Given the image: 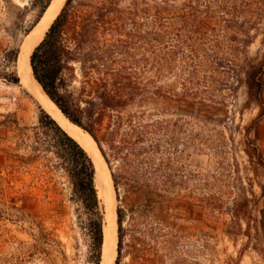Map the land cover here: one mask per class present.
Instances as JSON below:
<instances>
[{"label": "trees", "instance_id": "16d2710c", "mask_svg": "<svg viewBox=\"0 0 264 264\" xmlns=\"http://www.w3.org/2000/svg\"><path fill=\"white\" fill-rule=\"evenodd\" d=\"M50 1L37 0V16L25 34ZM252 5L253 0H65L31 52L33 78L61 114L90 136L109 170L117 202L113 264H125V256L131 260L126 264H133L134 253H143L149 241L160 243V214L178 202L183 183L177 133L184 107L190 109L186 116L199 122L225 118L228 98L242 83L246 104L258 108L245 127L244 151L264 170L262 151L248 141L264 116V55L257 62L247 55L255 40L250 34L255 18L239 16ZM126 25L132 27L131 37ZM18 50L3 54L10 68L16 66ZM238 50L241 57L234 53ZM2 76L19 85L16 71ZM37 130L33 152L50 155L65 174L87 260L100 264L104 210L94 164L40 107ZM11 149L4 150L9 162ZM28 160L11 163V177ZM43 191L47 198L49 188ZM19 200L30 207L25 193Z\"/></svg>", "mask_w": 264, "mask_h": 264}, {"label": "rangeland", "instance_id": "374dc122", "mask_svg": "<svg viewBox=\"0 0 264 264\" xmlns=\"http://www.w3.org/2000/svg\"><path fill=\"white\" fill-rule=\"evenodd\" d=\"M253 1L251 9L239 16L255 18L250 32L255 40L247 55L257 62L264 55V0ZM37 6V0H0V264H91L65 174L54 166L50 155L33 152L39 106L20 83L2 78L12 70L18 77L17 62L10 68L3 54L20 49L36 25L25 34L37 16ZM125 28L131 37L132 27ZM126 52L133 54L129 47ZM239 52L234 53L241 57ZM246 100L240 83L228 98L225 118L199 122L186 116L190 109H182L177 139L183 183L178 202L160 214V243L149 241L143 253H134L133 264H264V170L252 164L244 151L245 127L257 116L258 108ZM248 141L264 155V116ZM8 147L12 148L10 162L4 151ZM22 157L30 160L20 173H14L16 178L11 177L13 170L8 166ZM45 187L49 188L47 198H43ZM111 188L116 210L112 182ZM23 193L29 208L19 200ZM10 198L17 200L11 202ZM115 257L116 245L113 262ZM130 261L129 256L124 257L125 264Z\"/></svg>", "mask_w": 264, "mask_h": 264}, {"label": "bare ground", "instance_id": "6f19581e", "mask_svg": "<svg viewBox=\"0 0 264 264\" xmlns=\"http://www.w3.org/2000/svg\"><path fill=\"white\" fill-rule=\"evenodd\" d=\"M65 0H54L44 18L28 34L25 41L19 49L17 56V72L20 85L33 97L38 106L44 110L50 117L82 148L87 152L95 167V187L98 198L102 199L105 205V217L102 246L101 264H113L115 245H116V224L114 205L112 203L111 180L105 162L99 154L93 140L78 127L70 124L62 116L57 107L42 92L40 86L34 80L29 64L30 55L35 46L43 39L45 32L53 19L58 14ZM112 194V195H111Z\"/></svg>", "mask_w": 264, "mask_h": 264}, {"label": "water", "instance_id": "95a60500", "mask_svg": "<svg viewBox=\"0 0 264 264\" xmlns=\"http://www.w3.org/2000/svg\"><path fill=\"white\" fill-rule=\"evenodd\" d=\"M53 1L54 0H51L50 1V3H49V5L47 6V8L45 9V11H44V13L42 14V16L40 17V19H39V21L36 23V25L44 18V16H45V14H46V12L48 11V9L50 8V6L52 5V3H53ZM63 5V4H62ZM62 7V6H61ZM61 9V8H60ZM60 11V10H59ZM59 13V12H58ZM55 19V18H54ZM53 19V20H54ZM52 23V22H51ZM35 25V26H36ZM34 26V27H35ZM49 28V27H48ZM29 64H30V62H29ZM35 80V79H34ZM38 84V83H37ZM39 85V84H38ZM41 88V87H40ZM42 90V89H41ZM42 92H43V90H42ZM44 93V92H43ZM45 94V93H44ZM61 113V112H60ZM63 116V115H62ZM68 121V120H67ZM69 122V121H68ZM70 123V122H69ZM71 124V123H70ZM73 125V124H72ZM81 130V129H80ZM82 131V130H81ZM83 132V131H82ZM95 144V143H94ZM80 145V144H79ZM96 146V145H95ZM84 149V148H83ZM96 149H97V147H96ZM98 150V149H97ZM99 152V151H98ZM100 154V153H99Z\"/></svg>", "mask_w": 264, "mask_h": 264}]
</instances>
